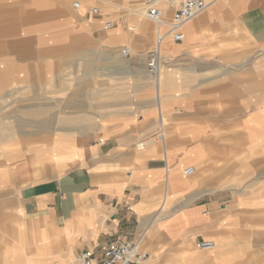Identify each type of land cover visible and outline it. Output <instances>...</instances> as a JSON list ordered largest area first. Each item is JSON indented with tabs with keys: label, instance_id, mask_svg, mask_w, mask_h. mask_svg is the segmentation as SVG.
<instances>
[{
	"label": "crops",
	"instance_id": "obj_1",
	"mask_svg": "<svg viewBox=\"0 0 264 264\" xmlns=\"http://www.w3.org/2000/svg\"><path fill=\"white\" fill-rule=\"evenodd\" d=\"M143 14L0 0V264L114 242H138L142 264H264V0L210 4L165 37L154 76Z\"/></svg>",
	"mask_w": 264,
	"mask_h": 264
},
{
	"label": "built area",
	"instance_id": "obj_2",
	"mask_svg": "<svg viewBox=\"0 0 264 264\" xmlns=\"http://www.w3.org/2000/svg\"><path fill=\"white\" fill-rule=\"evenodd\" d=\"M216 0H143L145 16L156 24L160 23V5L167 6L172 14L168 22V32L173 34L175 40H181L183 35L178 33L180 27L189 20L196 17ZM77 3L74 5L77 7ZM91 14H98V9L93 8ZM111 26L110 22L104 24L105 28ZM162 37L157 36L155 47L147 54L146 71L150 76L157 74L160 68L159 45ZM123 57H128V49L121 51ZM191 168L184 170V174L190 175ZM198 250H212L215 245L211 241H199L195 244ZM145 256L139 249L138 242H114L103 248L100 257L94 256L90 251L80 252L74 264H142Z\"/></svg>",
	"mask_w": 264,
	"mask_h": 264
},
{
	"label": "bare ground",
	"instance_id": "obj_3",
	"mask_svg": "<svg viewBox=\"0 0 264 264\" xmlns=\"http://www.w3.org/2000/svg\"><path fill=\"white\" fill-rule=\"evenodd\" d=\"M144 15H145V13L143 14V16ZM151 22H153V21H151ZM153 23L156 24L155 22H153ZM164 26H166V28H167V32L166 33H163L161 31V28L164 27ZM156 27L160 30L158 32L157 36H161L162 37L161 42H160V46H161L160 50H161L162 49V45H163V41H164L165 37L168 36V34H169V32H168V22H166L164 19L161 18L160 23L156 24Z\"/></svg>",
	"mask_w": 264,
	"mask_h": 264
},
{
	"label": "rangeland",
	"instance_id": "obj_4",
	"mask_svg": "<svg viewBox=\"0 0 264 264\" xmlns=\"http://www.w3.org/2000/svg\"><path fill=\"white\" fill-rule=\"evenodd\" d=\"M250 98H251V103H253V102H258V101H260V102H262V103H264V96H262V97H258V95H256V93L254 92V91H251V95H250ZM260 99V100H259ZM252 105V104H251ZM253 107V106H252ZM261 117V116H260ZM260 122H264V117L262 116L261 118H260ZM239 132V130H236L235 131V133H238ZM238 134H236L235 136H237Z\"/></svg>",
	"mask_w": 264,
	"mask_h": 264
}]
</instances>
